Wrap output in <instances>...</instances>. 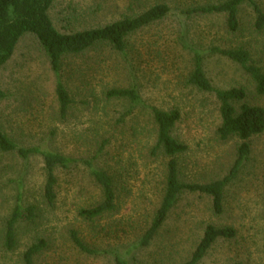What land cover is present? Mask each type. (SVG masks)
I'll return each instance as SVG.
<instances>
[{"label": "rangeland", "instance_id": "374dc122", "mask_svg": "<svg viewBox=\"0 0 264 264\" xmlns=\"http://www.w3.org/2000/svg\"><path fill=\"white\" fill-rule=\"evenodd\" d=\"M223 0H54L48 14L63 33L104 26L133 17L155 3H166L169 14L126 38V54L99 43L63 59V82L76 101L64 118L58 113L55 77L48 57L32 34L23 35L11 58L0 68V129L23 146L46 144L76 160L56 170V199L43 196L45 173L42 158L28 160L0 151V264H23L22 254L43 239L45 248L35 264H113L108 257L86 258L70 240L75 230L91 247H107L125 236L141 234L159 206L165 184L166 156L156 144L151 113L140 107L128 111L129 102L108 98L111 88L135 85L148 104L163 110L177 109L180 119L171 135L187 146L177 156L179 178L209 182L226 176L236 157L239 140H222L219 102L214 93L188 84L193 67L186 43L208 50L243 47L264 72V30L253 27L249 6L239 12L240 27L228 32L225 16L185 15L197 4ZM264 10V0H256ZM203 69L214 88H242L245 102L264 108L250 76L235 62L206 53ZM240 104L234 103L237 107ZM245 165L224 189V211L215 215L209 196L183 192L151 243L136 250L130 264H181L189 259L207 224L233 226L237 235L217 240L198 264H264V131L250 140ZM101 151L98 152L99 148ZM85 160L113 178L115 211L96 224L79 215L81 208L102 199ZM24 206L35 207V216L16 225V246L4 245L6 221L18 193ZM106 227V230L103 228ZM103 237V240H102ZM117 238V239H116Z\"/></svg>", "mask_w": 264, "mask_h": 264}, {"label": "trees", "instance_id": "16d2710c", "mask_svg": "<svg viewBox=\"0 0 264 264\" xmlns=\"http://www.w3.org/2000/svg\"><path fill=\"white\" fill-rule=\"evenodd\" d=\"M54 0H0V68L11 58L16 44L25 34H32L45 51L50 68L55 77V98L58 113L64 118L69 108L76 103L71 97L63 82V59L68 55L79 54L99 43L110 44L117 52L126 54V38L133 32L147 27L165 18L170 7L166 3H155L133 17H125L104 26L86 30L63 33L58 31L48 14ZM242 6H249L253 14V27L257 31L264 30V10L256 0H223L212 4H197L183 11L185 15L194 16H225V25L228 32H235L240 27L239 12ZM192 53L193 67L187 82L204 92L214 93L219 102L220 123L217 135L226 140L236 137L239 144L236 157L229 173L222 179L209 182H185L180 180L178 173L177 156L186 151L187 146L176 140L171 131L180 119L177 109L163 110L148 104L139 94L135 85L127 88H111L105 92L108 98L122 99L129 102L128 111L135 107L147 109L153 118L156 127V144L154 149L161 148L166 156V174L163 194L159 206L155 210L148 226L136 235L132 230L125 236H117L127 232H120L108 227V233L114 235L119 241L106 244L107 247H91L85 243L75 230L70 231V240L79 253L86 258L98 259L108 257L113 264H130L136 250L148 246L157 235L165 222L170 210L183 192L199 193L210 197L212 211L221 215L224 211L225 186L237 176L247 162L250 152V140L264 131V108L259 105L246 103V92L242 88L217 89L212 86L203 69V58L206 53L219 54L232 62L237 63L250 76L255 84L257 95H264V72L254 64L248 50L243 47L220 48L212 47L201 50L189 43L185 44ZM6 93L0 88V101ZM240 102L236 107L234 103ZM99 148L98 152L101 151ZM0 151L15 153L19 158L28 160L30 156L38 155L42 158L45 182L43 196L48 204L56 199V170L68 168L76 162L72 157L66 156L51 149L46 144L23 146L9 137L0 129ZM89 173L102 192L99 203L88 208H81L79 215L85 220L96 224L108 214L115 211L116 192L113 178L105 170L97 168L91 160H85ZM35 216V207L24 206L21 201V192L18 193L16 204L6 221L4 245L7 249L16 246V225L22 220H30ZM106 230L103 228L102 232ZM237 231L233 226H215L207 224L202 237L196 244L189 259L181 264H198L209 248L217 240H230L236 237ZM116 238V239H117ZM103 240V237H102ZM46 246L43 239L32 243L22 254L23 264H35L34 258ZM264 249V242H263ZM236 264V263H235ZM242 264V263H237Z\"/></svg>", "mask_w": 264, "mask_h": 264}]
</instances>
